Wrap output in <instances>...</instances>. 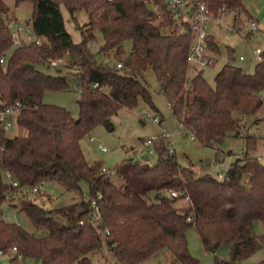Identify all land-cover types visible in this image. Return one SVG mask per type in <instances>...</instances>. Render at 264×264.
Returning a JSON list of instances; mask_svg holds the SVG:
<instances>
[{
	"label": "trees",
	"instance_id": "obj_1",
	"mask_svg": "<svg viewBox=\"0 0 264 264\" xmlns=\"http://www.w3.org/2000/svg\"><path fill=\"white\" fill-rule=\"evenodd\" d=\"M29 1L33 8L27 23L41 42L13 41L8 5L0 0V108L18 101L16 122L26 131L8 136L0 128V250L17 249L0 264H18L20 258L92 264L93 252L105 244L118 264H143L164 250L176 263L198 264L187 239L191 227L206 251L217 254L221 247H230V258L215 255L216 264H238L260 250L264 234H257L255 222H264V163L255 154L260 140L255 134H244L245 148L222 178L198 175L192 165H182L166 138L157 135L156 162L127 156L114 168L119 184L89 162L81 140L97 125L113 131V117L122 107H137L141 98L152 103L148 69L154 71L182 131L201 145L216 148L227 136L242 135L245 116L255 115L263 104L264 48L254 71L227 62L211 84L202 70L189 78L187 56L194 40L190 23L175 17L164 0ZM206 1L214 13L237 9L235 24L245 7L243 0ZM63 4L74 19L81 9L88 14L84 24L78 23L79 41L66 26ZM97 30L104 41L95 52L90 42ZM208 41L217 44L212 35ZM100 55L121 61V67ZM58 57L68 59L80 87L78 117L65 106L43 101L47 89L72 87L68 74L51 64ZM40 64L58 67L57 72ZM96 81L100 86L93 87ZM47 180H58L74 193L86 182L88 198L47 209L27 196ZM17 194L20 209L38 229H46L45 235L1 217L2 206ZM92 200L99 207L100 223L93 220ZM181 200L185 205H179Z\"/></svg>",
	"mask_w": 264,
	"mask_h": 264
},
{
	"label": "rangeland",
	"instance_id": "obj_2",
	"mask_svg": "<svg viewBox=\"0 0 264 264\" xmlns=\"http://www.w3.org/2000/svg\"><path fill=\"white\" fill-rule=\"evenodd\" d=\"M4 1L8 5L6 14L8 25L13 26L12 20L15 19L27 24V20L32 14L33 3L29 0L19 2H15V0ZM243 2L245 7L241 9V14L236 24L234 23V16L238 12L237 9L224 10L222 12L219 10L210 22L209 30L213 32L212 38L217 42L214 47L210 45L215 53L216 61L212 65L199 67V69L202 70L203 75L211 84L215 83V75L225 63L231 62L254 71L260 59L256 50L257 47L264 48V0H243ZM156 9H159V7L156 6ZM62 10L66 26L71 32L73 39L75 41L81 40L82 34L78 23L84 24L88 20L87 12L84 9L79 10L77 19H74L64 4L62 5ZM186 17H189L188 13H186ZM251 20L258 23L259 28L257 30L249 28ZM24 40L29 41L27 38H24ZM103 41L102 31L97 30L96 38L91 40L90 46L97 52ZM131 45L132 41L130 39L125 41L127 49ZM241 55H243V58H241ZM100 57H103V55H100ZM62 58L63 60L58 66L68 74L72 87L68 89H47L44 92L43 101L65 106L72 111L75 117H78L80 109L77 99L80 94V87L77 84L76 76L72 72L73 67L68 64L67 58ZM109 60L111 63L116 61L113 57H110ZM39 66L51 73H56L58 68L47 64H40ZM199 69H195V66L190 64L189 78ZM145 77L151 91L152 103L141 98L137 107H122L119 114L113 117L115 124L113 131H109L103 125H97L81 140L87 159L96 168L101 169L104 167L115 172L114 168L127 156H133L140 161L150 159L152 163L156 162L157 155L156 153L153 155L149 154V150L152 148L145 146V140L152 139L157 135L162 136L164 132L169 134L170 137L166 138V140L170 143L171 149L176 152L180 163L184 166L193 165L198 175L211 173L222 178L236 159V156L241 154L245 148V133L255 134L260 138L257 151L260 158V155H262L264 163V139H262L264 137V89L261 90L263 104L255 115L245 116L242 135H229L218 147L208 148L201 145L198 141L191 140L184 131L180 130V122L174 115L167 96L161 91L154 71L148 69ZM158 116L163 119L161 124L153 121ZM11 120L12 126L6 131V135L15 136L26 133L23 128L17 125L15 116H11ZM90 137L94 139L91 140ZM101 144L108 150H100L99 145ZM229 151L234 155H229ZM257 151L255 152L256 155ZM204 162L205 164H203ZM112 179L118 184L121 183V179L115 173L112 175ZM39 192L29 193L27 196L34 199L41 206L52 209L87 199L89 187L86 182H82L81 192L74 193L58 180H47L41 185L42 195ZM19 196V194L14 195L6 201L2 206L1 217L7 221L19 223L25 230L37 236L45 235L47 233L46 229H38L20 209ZM185 203V200H181L179 205L183 206ZM255 231L259 235L264 234L263 221L255 222ZM187 239L190 252L198 260V264H216L215 255L221 260L230 258V247L228 245L221 247L217 254L206 251L195 227L189 228ZM159 254L158 257L150 259L144 264H174L173 260L170 259L172 254L169 251L164 250ZM166 254L169 255L168 258H166ZM7 259L8 257L6 256H0V263ZM262 259H264V245L250 258L238 264H259ZM18 264L41 263L37 259L30 258L24 259ZM92 264L118 263L113 252L105 244L101 251L93 252Z\"/></svg>",
	"mask_w": 264,
	"mask_h": 264
},
{
	"label": "built area",
	"instance_id": "obj_3",
	"mask_svg": "<svg viewBox=\"0 0 264 264\" xmlns=\"http://www.w3.org/2000/svg\"><path fill=\"white\" fill-rule=\"evenodd\" d=\"M165 3L168 4L169 7H171L174 10V15L175 17L181 19L185 18L189 21L190 23V29L193 33V43L190 47V51L188 53L187 59L190 64H196L199 67H206L214 63L215 61V56L211 53V48L209 46V41L208 37L210 35L209 28H210V22L215 16L214 11L209 7L208 3L206 0H164ZM227 10V9H222L220 12ZM186 13L189 14V17H186ZM13 26H10V31L11 35L13 38V41L15 43H18L20 41H23L24 38H27L29 41H37L41 42L42 37L37 35L31 24L29 23H22L21 21L18 20H12ZM249 28L252 30H257L259 28L258 23L254 20H251ZM183 31H188V28L186 27H181ZM231 29V28H230ZM257 54L258 57L260 58V53L262 51L261 47H257ZM4 56L2 55L0 57V61H3ZM241 58H243V55H241ZM103 59L106 62H110V57H103ZM63 60L62 57L54 58L51 61L52 65H58L60 62ZM116 67H121L122 62L118 61L116 63H113ZM93 87H98L99 82H93L92 84ZM20 103L16 101L14 104L0 108V128H2L4 131H7L11 126H12V120L11 116L17 115V111L19 110ZM153 121L157 124H161L163 119L158 116L153 119ZM180 130L182 131V128L180 127ZM163 137L168 138L170 137L167 132H164L162 134ZM157 136H154L152 139H146L145 140V146L146 147H151L152 149L149 150V154L153 155L155 154V150L153 148V142L154 139ZM191 138L195 139L193 136ZM91 140L94 138L91 137ZM99 149L102 151H107L108 149L103 146L102 144L99 145ZM142 162L146 163H152L151 160H143ZM102 172L108 174V175H113L115 172L106 169L102 167L100 169ZM5 176L7 179H9L12 183L13 186H17V181L11 178V175L9 172L5 173ZM41 190V185H38L34 187L30 192L32 193H37ZM172 196H177L178 193L176 191H172L170 193ZM101 196V195H100ZM187 200V199H185ZM94 210H93V220L96 223H100L101 219V213L99 210V207L97 206V203L95 200H92L91 202ZM17 251L16 247H12L8 249L6 252L0 250V256H6L8 257L9 255L15 253Z\"/></svg>",
	"mask_w": 264,
	"mask_h": 264
},
{
	"label": "crops",
	"instance_id": "obj_4",
	"mask_svg": "<svg viewBox=\"0 0 264 264\" xmlns=\"http://www.w3.org/2000/svg\"><path fill=\"white\" fill-rule=\"evenodd\" d=\"M209 32H210V35H213V32L212 31H210L209 30ZM217 38V37H216ZM217 41H218V39H217ZM209 46H210V44H209ZM211 48V47H210ZM211 53L215 56V53H214V51L211 49ZM215 61H216V56H215ZM194 66H195V69L197 68V69H199V66H197L196 64H193ZM212 65V64H211ZM200 70V69H199ZM198 71V70H197ZM185 133V132H184ZM187 134V133H186ZM188 135V134H187ZM188 137L191 139V140H194V141H197V140H195V139H193V138H191V136L190 135H188ZM91 138V137H90ZM259 145V144H258ZM257 155H258V151H257ZM261 156V161L263 162V158H262V155H260ZM90 162V161H89ZM91 163V162H90ZM92 164V163H91ZM203 164H205V162L203 163ZM193 166V165H192ZM96 167V166H95ZM194 170L196 171V169L194 168ZM197 172V171H196ZM160 254H158V255H156V256H154V257H152L151 259H153V258H156V257H158ZM168 254H166L165 256H166V258H168L169 257V255L167 256ZM170 259H172L173 260V263L174 264H176V262L174 261V257L172 256ZM22 260H24V259H19V263H20V261H22ZM150 260V259H149ZM149 260H147V261H149ZM7 261H8V259L6 260V261H4L3 263H7ZM147 261H145V262H147ZM144 262V263H145ZM143 263V264H144ZM178 264V263H177Z\"/></svg>",
	"mask_w": 264,
	"mask_h": 264
}]
</instances>
